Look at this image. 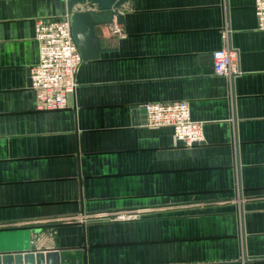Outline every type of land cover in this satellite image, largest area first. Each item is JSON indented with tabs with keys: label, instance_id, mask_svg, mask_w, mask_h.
<instances>
[{
	"label": "crops",
	"instance_id": "crops-1",
	"mask_svg": "<svg viewBox=\"0 0 264 264\" xmlns=\"http://www.w3.org/2000/svg\"><path fill=\"white\" fill-rule=\"evenodd\" d=\"M67 0H0V255L60 264H264V31L254 0H127L96 28L70 106L37 111L39 20ZM90 11L76 6L73 12ZM117 25L121 34H112ZM227 44L241 75L214 74ZM186 103L204 141L143 124ZM118 213H135L117 221Z\"/></svg>",
	"mask_w": 264,
	"mask_h": 264
},
{
	"label": "built area",
	"instance_id": "built-area-1",
	"mask_svg": "<svg viewBox=\"0 0 264 264\" xmlns=\"http://www.w3.org/2000/svg\"><path fill=\"white\" fill-rule=\"evenodd\" d=\"M254 14L257 29L264 31V0H254ZM112 34H121L117 25ZM223 33V47L212 53L214 74L234 81L241 75L239 54L226 41ZM34 39L38 47V63L30 68L29 86L35 94L37 111H60L70 106L77 84L76 74L82 59L71 35L69 20L43 21L35 23ZM146 123L149 129L169 127L176 143L191 148L203 143V125L194 122L186 103H164L144 105ZM135 213H118L113 220L133 221Z\"/></svg>",
	"mask_w": 264,
	"mask_h": 264
},
{
	"label": "water",
	"instance_id": "water-1",
	"mask_svg": "<svg viewBox=\"0 0 264 264\" xmlns=\"http://www.w3.org/2000/svg\"><path fill=\"white\" fill-rule=\"evenodd\" d=\"M127 0H67L66 14L69 20L71 35L82 62H91L99 59L101 52L96 28L104 26L110 20L122 23L119 8ZM87 5L90 11L73 12L76 6ZM143 124L146 123L145 111L142 110ZM0 264H60L59 255L50 253H21L0 255ZM230 264V263H228Z\"/></svg>",
	"mask_w": 264,
	"mask_h": 264
},
{
	"label": "rangeland",
	"instance_id": "rangeland-1",
	"mask_svg": "<svg viewBox=\"0 0 264 264\" xmlns=\"http://www.w3.org/2000/svg\"><path fill=\"white\" fill-rule=\"evenodd\" d=\"M109 219H111V218H109Z\"/></svg>",
	"mask_w": 264,
	"mask_h": 264
}]
</instances>
